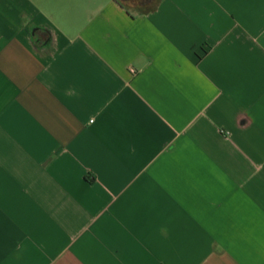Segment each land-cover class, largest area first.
Instances as JSON below:
<instances>
[{
  "label": "crops",
  "instance_id": "1",
  "mask_svg": "<svg viewBox=\"0 0 264 264\" xmlns=\"http://www.w3.org/2000/svg\"><path fill=\"white\" fill-rule=\"evenodd\" d=\"M0 264H264V0H0Z\"/></svg>",
  "mask_w": 264,
  "mask_h": 264
},
{
  "label": "trees",
  "instance_id": "2",
  "mask_svg": "<svg viewBox=\"0 0 264 264\" xmlns=\"http://www.w3.org/2000/svg\"><path fill=\"white\" fill-rule=\"evenodd\" d=\"M39 31H41V30L40 29H35L33 31V37L35 39V42H37V43H39L38 36H37V34H38Z\"/></svg>",
  "mask_w": 264,
  "mask_h": 264
}]
</instances>
